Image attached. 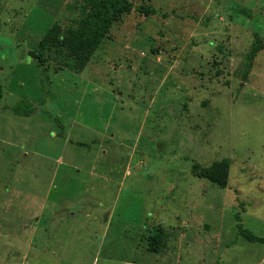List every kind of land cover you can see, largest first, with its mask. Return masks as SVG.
<instances>
[{
  "label": "rangeland",
  "instance_id": "1",
  "mask_svg": "<svg viewBox=\"0 0 264 264\" xmlns=\"http://www.w3.org/2000/svg\"><path fill=\"white\" fill-rule=\"evenodd\" d=\"M130 1L73 71L89 0H0V264H264V0Z\"/></svg>",
  "mask_w": 264,
  "mask_h": 264
},
{
  "label": "trees",
  "instance_id": "2",
  "mask_svg": "<svg viewBox=\"0 0 264 264\" xmlns=\"http://www.w3.org/2000/svg\"><path fill=\"white\" fill-rule=\"evenodd\" d=\"M89 0V6H92L93 11L86 14L80 21L79 29L75 31L71 40L70 48L72 51L85 49L86 55H81L76 62H72L68 67L73 71H81L88 63V60L93 55L94 51L98 49L101 40L108 33L111 25L121 16L131 13L136 10L147 15H157L161 12L152 6H136L130 0ZM94 21V22H93ZM264 50V39L259 33H254V38L250 51L245 56V71L244 77L247 78L250 73L255 58L260 51ZM37 110L35 104L22 100L13 111L22 116H31ZM232 161L224 159L216 167L202 168L199 164L193 165L195 174L200 177L209 179L210 181L219 184L222 187L227 186V178ZM240 234L249 242L264 243V237L253 234L249 229L239 225ZM166 233L164 231H157L148 237V250L151 252H160L163 248L164 241H166Z\"/></svg>",
  "mask_w": 264,
  "mask_h": 264
}]
</instances>
